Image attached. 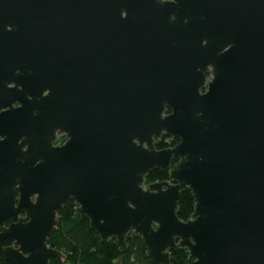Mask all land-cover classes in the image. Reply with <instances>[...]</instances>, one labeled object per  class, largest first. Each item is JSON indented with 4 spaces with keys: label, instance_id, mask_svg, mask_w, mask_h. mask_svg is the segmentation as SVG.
I'll list each match as a JSON object with an SVG mask.
<instances>
[{
    "label": "water",
    "instance_id": "water-1",
    "mask_svg": "<svg viewBox=\"0 0 264 264\" xmlns=\"http://www.w3.org/2000/svg\"><path fill=\"white\" fill-rule=\"evenodd\" d=\"M93 44L130 48L131 91L100 88L82 121L76 64L61 57ZM0 99L7 261L63 256L47 240L71 204L122 253L140 235L159 264L178 248L192 264H264V0H0ZM163 135L180 142L159 150ZM156 169L169 180L146 184ZM188 190L195 209L181 220Z\"/></svg>",
    "mask_w": 264,
    "mask_h": 264
},
{
    "label": "trees",
    "instance_id": "trees-1",
    "mask_svg": "<svg viewBox=\"0 0 264 264\" xmlns=\"http://www.w3.org/2000/svg\"><path fill=\"white\" fill-rule=\"evenodd\" d=\"M171 136L157 140L158 149L176 145L180 139ZM179 161L176 158L173 165ZM169 179V171L153 170L146 178V184ZM195 209V201L190 190L182 191L179 198L178 217L188 220ZM59 223L55 232L48 238L50 247L63 253V256L51 257L47 264H159L147 255V246L140 235H132L128 240L127 251L122 253L117 240L111 238L103 241L98 233L90 227L89 220L77 213L76 207L67 204L60 211ZM186 248L171 250L169 264H192Z\"/></svg>",
    "mask_w": 264,
    "mask_h": 264
},
{
    "label": "flooded vegetation",
    "instance_id": "flooded-vegetation-1",
    "mask_svg": "<svg viewBox=\"0 0 264 264\" xmlns=\"http://www.w3.org/2000/svg\"><path fill=\"white\" fill-rule=\"evenodd\" d=\"M126 15H127L126 13L123 14L124 17H126ZM58 49L68 50L71 48L62 47ZM100 49H102V51H100ZM75 50L76 52H72ZM72 51L64 52L61 58L65 61H74V63L76 64L77 81H76L75 89H76V95L80 98V100L78 101L76 110H77L79 119L83 121L84 114L89 112L88 109L90 106L87 104L85 99L88 97L98 96L100 88L104 91L107 90L109 92L108 93L109 96L116 97V98L125 97L128 95V93H130L131 91V69H130L131 50L130 48H128L125 45H121V44L108 45V46L100 48L99 46H96L93 44V45H81L78 48H73ZM48 64L50 65L49 59H48ZM106 72L110 74L111 76L110 78L107 76ZM49 73H52L55 75L58 73L62 75L63 70L62 69H57V70L51 69L50 70L49 68L47 69V75ZM8 87L14 88L16 87V83L13 82L9 84ZM63 87L64 88H74L73 85H69L67 83L64 84ZM19 88L21 89L22 87L19 86ZM53 94H54V91H52L50 88L46 89L45 92L43 93V95L48 98L53 96ZM67 95H68V91H63L60 94V96H67ZM73 95L75 94L73 93L72 96ZM20 98L22 99V97ZM27 98L32 99V96L28 95ZM1 101H4V100H1ZM11 104H12V108L14 109L21 108L23 105L20 99L13 100ZM9 109L10 107H0V116L1 114H3ZM53 110L54 109L52 107V104L49 101V107L46 108L47 114L51 115ZM56 110L58 109L56 108ZM58 113L59 111L56 112V117L58 116ZM163 137H165V135H163L161 138ZM0 139H2V136H0ZM69 139L70 137L67 132H60L58 130L56 132L55 139L53 141V146L62 147L67 144ZM169 140L171 143H173L174 137L171 136ZM173 146H167L162 149L170 148ZM167 180L169 179L161 180V181H167ZM161 181H155V182H161ZM79 215H84V214H79ZM21 216H25V214L23 213ZM13 222H15V220L12 218H9L8 220L5 221V226H9ZM14 242H15L14 238L8 237L0 244V264H12L11 262L7 261V259L5 258L4 250L7 247L14 246ZM24 254L26 256L29 255V253H24Z\"/></svg>",
    "mask_w": 264,
    "mask_h": 264
}]
</instances>
